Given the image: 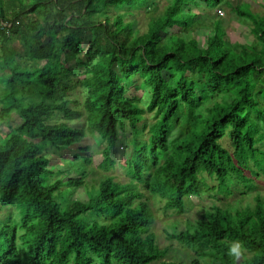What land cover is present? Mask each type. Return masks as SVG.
<instances>
[{"label":"trees","instance_id":"16d2710c","mask_svg":"<svg viewBox=\"0 0 264 264\" xmlns=\"http://www.w3.org/2000/svg\"><path fill=\"white\" fill-rule=\"evenodd\" d=\"M221 3L230 7L168 0L156 14L158 0H0V117L20 120L0 128V212L15 213L0 220V264H175L151 231L149 200L177 216L203 195L209 209L167 239L194 255L190 264H264V12L230 7L251 24L248 51L227 43L208 12ZM142 9L152 15L139 34L129 18ZM202 23L204 45L188 52L185 36ZM11 37L27 60L7 46ZM117 125L131 148L128 181H85L91 158L79 143L99 138L97 168L109 171ZM72 146L78 164L56 177L58 153ZM236 191L254 192L253 203L223 204ZM235 241L242 260L229 254Z\"/></svg>","mask_w":264,"mask_h":264},{"label":"rangeland","instance_id":"374dc122","mask_svg":"<svg viewBox=\"0 0 264 264\" xmlns=\"http://www.w3.org/2000/svg\"><path fill=\"white\" fill-rule=\"evenodd\" d=\"M226 3L230 5V7L235 8L238 6H244L253 13H263L264 12V0H224ZM168 0H158V9L156 11V14L163 11L167 5ZM229 6L223 5L222 3L218 5V7L212 8V10H209L208 12L215 16L216 18H219L220 22L222 23V28L225 32V40L227 43L238 46L243 45L245 49L249 51V46L252 41V36L249 32L251 28V24L245 20L236 17V15L230 10ZM125 11L124 8H112L109 10L108 15L113 16L115 14L121 13ZM194 12H197L198 14L204 13L206 14L207 9L204 7H198L196 9H193ZM133 16L129 19L134 20L136 22V29L139 32V34L145 33L147 30V25L149 23V17L152 14H149L145 9L139 10V11H133ZM211 17V16H210ZM196 20H199L197 18ZM196 22V21H195ZM208 22V21H204ZM170 33H174L177 31V28L170 26ZM209 26L205 27V24L202 23L199 27H194V30L191 31L188 35L185 36L187 40V46L186 50L188 52L195 51L198 47H202L204 45V39L209 33ZM164 38V35L161 36ZM87 42L88 39L83 43L82 45V53L79 55L78 59L84 61V53L87 49ZM7 46L9 48H12L14 50V54L17 57L18 60L24 61L27 60L26 57L23 55L22 51V45L18 43L13 37L10 38V41L7 43ZM41 64V63H40ZM80 71H84V68L81 67ZM167 75V73H165ZM83 76V75H82ZM80 76L78 79L81 80L83 77ZM135 84L139 83L138 79L134 80ZM2 84L0 83V96L4 93L2 90ZM83 91V89L81 88ZM69 95L71 98H78L79 100L82 99L81 95L78 92H69ZM137 97L139 98L137 102V106L140 109H144V99L141 98V91L136 92ZM209 104V103H208ZM207 104V105H208ZM209 106V105H208ZM145 118L151 122L152 119L150 118V115L147 113L145 114ZM20 125V120L14 116L11 115L9 117H0V128H2L3 131L6 130L7 126H10L11 128L16 129ZM116 131L119 139V143L113 148V153L111 155V158L115 161V164L113 165L112 169L106 172L100 171V169L97 168L98 164L102 160L103 152L105 151V144L96 136H88L85 139L79 143L78 146L84 147L87 149L86 153H83L81 155L83 156H89L91 158L90 165H85L86 169V175H85V181H98L102 180L104 176H111L113 177L114 181L125 183L128 181L127 178V170L129 169V156H130V147L128 145L127 148L125 146L127 145L124 141L126 132H121L118 125L116 126ZM125 134V136H124ZM4 140V138H2ZM222 145L228 149L231 150L229 146V142L227 138H224L222 141ZM78 146H72L68 150H62L58 153L59 156V164L53 166V170L56 174V177L61 176L60 169L63 168L66 164H69V162H72L73 164L74 159L73 156L76 154V149ZM123 147V148H122ZM179 162V161H177ZM80 163L82 161L80 160ZM74 164V166H76ZM83 170V166L81 167ZM79 170V169H78ZM75 171V173H80V171ZM81 170V169H80ZM89 182V183H92ZM67 184H63L65 187ZM140 187V186H139ZM238 191L241 190V186H238ZM143 190V189H142ZM238 191L226 200V202H223V204L227 203L230 205H236L237 206H244L246 204H252V197L254 192H250L248 195L240 194ZM257 191L259 193L264 194V185L258 186ZM78 193H75V196H79V193L81 192L78 190L76 191ZM241 192V191H240ZM83 195V194H82ZM84 196V195H83ZM82 198V196H81ZM150 207L154 214V221L153 225L151 227V231L155 235L156 242L160 248H166L167 254L164 258L166 261L174 262L175 264H190V261L194 258V255L184 249L178 242L176 241H170L167 239V233L173 232L174 230L176 232L183 230L184 225L187 221H192L195 218H198L200 214L205 209H209V207L212 204V200L207 197V195H203L201 198H192L191 204L192 209L190 211H186L182 215L177 216H169L166 214L167 212L163 213V202L161 201H154L150 198L149 200ZM222 205V202H221ZM15 213L13 210H7L0 212V220L6 221V219H12L14 218ZM172 222L174 223L175 228L172 225ZM240 260L244 259V257H240ZM200 264H207V260L200 261Z\"/></svg>","mask_w":264,"mask_h":264},{"label":"clouds","instance_id":"9594fccd","mask_svg":"<svg viewBox=\"0 0 264 264\" xmlns=\"http://www.w3.org/2000/svg\"><path fill=\"white\" fill-rule=\"evenodd\" d=\"M242 244L239 241L233 242L232 247L229 249V254L233 255L239 260V258L242 256Z\"/></svg>","mask_w":264,"mask_h":264},{"label":"built area","instance_id":"2783aa9c","mask_svg":"<svg viewBox=\"0 0 264 264\" xmlns=\"http://www.w3.org/2000/svg\"><path fill=\"white\" fill-rule=\"evenodd\" d=\"M2 26H3V27H7V26H9V24H7V23H3Z\"/></svg>","mask_w":264,"mask_h":264}]
</instances>
